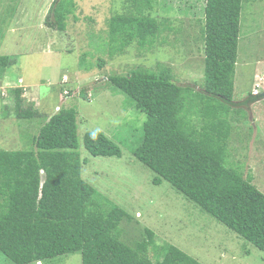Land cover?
<instances>
[{"label": "trees", "instance_id": "1", "mask_svg": "<svg viewBox=\"0 0 264 264\" xmlns=\"http://www.w3.org/2000/svg\"><path fill=\"white\" fill-rule=\"evenodd\" d=\"M205 1L200 20L205 83L199 90L197 85L176 83L173 68L162 62L154 69L139 66L127 75H110L107 81L147 115L134 156L155 173L154 184L167 181L196 207L264 252V193L251 176L244 177L230 164L235 130L228 115L235 108L230 102L234 101L245 0ZM124 3L127 12L113 16L108 27L111 58L125 54L134 43L139 52L152 51L165 27H170L166 24L170 18L155 15L167 9L162 0ZM77 7L75 0H55L48 25L66 31ZM16 62L14 56H0V77ZM104 65V60L98 64ZM190 90L200 99L222 105L211 108L190 96L186 103L183 93ZM11 93L16 119L40 120V129L31 149L0 150V251L7 259L15 264H42L81 253L82 264H201L174 245L156 246V234L150 229L138 240L122 241L119 227L124 221L131 223L132 216L117 205L101 202L83 179L77 110L61 108L45 116L33 106L24 109L22 89ZM87 93L88 89L81 90L89 100ZM84 143L95 157H122L118 144L100 131L87 133ZM152 247L158 250L156 261L149 254Z\"/></svg>", "mask_w": 264, "mask_h": 264}, {"label": "rangeland", "instance_id": "2", "mask_svg": "<svg viewBox=\"0 0 264 264\" xmlns=\"http://www.w3.org/2000/svg\"><path fill=\"white\" fill-rule=\"evenodd\" d=\"M54 1L0 0V56L17 58L0 77V150L31 149L40 127V120L16 119L13 89L23 90L24 109L33 106L45 116L75 108L83 179L101 202L117 205L132 216L131 223L124 221L119 227L122 241L138 240L150 229L156 234V246L174 245L201 264H264V252L196 207L170 183L154 184L155 173L134 156L143 140L147 115L107 81L110 75H127L139 66L154 69L162 62L173 68L176 83L197 85L199 90L205 83L200 20L206 1L162 0L167 9L155 15L170 18L166 22L170 27H165L152 51L139 52L134 43L113 58L108 27L113 16L127 12L124 0H75L77 10L64 32L47 22ZM101 60L106 62L103 67L98 66ZM256 84L264 86V0H245L234 102L245 103L254 95ZM82 89H88L89 100L81 96ZM189 96L211 108L222 105L200 99L191 90L183 93L186 103ZM229 113L235 130L230 164L244 177L251 176L264 193V100L250 108L235 106ZM185 123L194 126L187 119ZM98 131L118 144L121 158L95 157L86 149L85 135ZM153 247L149 254L156 261L158 250ZM0 264L15 263L0 251ZM42 264H82V254Z\"/></svg>", "mask_w": 264, "mask_h": 264}, {"label": "water", "instance_id": "3", "mask_svg": "<svg viewBox=\"0 0 264 264\" xmlns=\"http://www.w3.org/2000/svg\"><path fill=\"white\" fill-rule=\"evenodd\" d=\"M60 1V0H59ZM264 100V92H261L259 94H254L251 98H249L245 103H235V102H230V105H232L233 107L235 106H241V107H249L251 106V104H253V102H259V101H263Z\"/></svg>", "mask_w": 264, "mask_h": 264}, {"label": "clouds", "instance_id": "4", "mask_svg": "<svg viewBox=\"0 0 264 264\" xmlns=\"http://www.w3.org/2000/svg\"><path fill=\"white\" fill-rule=\"evenodd\" d=\"M258 85L260 86L259 89L257 88ZM256 89L259 90L258 93H255V90H256ZM263 91H264V86H262V85H260V84H256L255 89H254V94H259V93H261V92H263ZM233 102H234V101H233Z\"/></svg>", "mask_w": 264, "mask_h": 264}, {"label": "built area", "instance_id": "5", "mask_svg": "<svg viewBox=\"0 0 264 264\" xmlns=\"http://www.w3.org/2000/svg\"><path fill=\"white\" fill-rule=\"evenodd\" d=\"M257 88L259 89V88H260V86L258 85V86H257ZM258 89H256V90H255V93H258V92H259V90H258Z\"/></svg>", "mask_w": 264, "mask_h": 264}, {"label": "crops", "instance_id": "6", "mask_svg": "<svg viewBox=\"0 0 264 264\" xmlns=\"http://www.w3.org/2000/svg\"><path fill=\"white\" fill-rule=\"evenodd\" d=\"M52 6H53V3H52ZM52 6H51V8H52ZM51 8H50V10H51ZM49 10V9H48ZM50 12V11H49ZM3 56H7V55H3ZM39 264H41V263H39Z\"/></svg>", "mask_w": 264, "mask_h": 264}]
</instances>
